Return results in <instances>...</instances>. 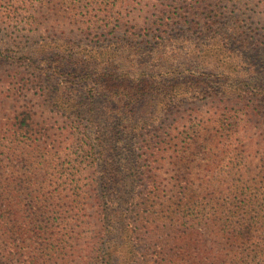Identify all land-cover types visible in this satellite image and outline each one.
I'll return each mask as SVG.
<instances>
[{"label":"rangeland","instance_id":"374dc122","mask_svg":"<svg viewBox=\"0 0 264 264\" xmlns=\"http://www.w3.org/2000/svg\"><path fill=\"white\" fill-rule=\"evenodd\" d=\"M104 66L130 74V83L115 81L122 88L114 90L134 84L145 96L125 107L122 94L110 98L97 87L91 102L78 79ZM187 86L193 98L168 111L163 93L178 96ZM238 92L243 99L236 102ZM263 98L264 0H0V207L7 216L14 152L27 188L17 194L20 219L47 237L32 251L29 240L13 242L0 222V263L107 264L111 257L110 264H131V245L148 260L162 257L170 237L166 202L177 190V168L160 144L169 125L181 141L191 129L226 126L231 134L215 143L206 192H220L228 209L223 221L232 220L231 211L241 214L237 205L261 208ZM111 107L139 128L135 148L147 134V145H155L139 163L140 151L128 142L116 148L121 175L135 166L145 171L131 206L126 184L114 192L97 183L102 157L100 147L91 150L89 133ZM26 117L32 135L17 130ZM212 206L206 195L187 217L179 214L200 230L191 238L201 256L214 238L202 227ZM105 212L114 215L109 234Z\"/></svg>","mask_w":264,"mask_h":264},{"label":"trees","instance_id":"16d2710c","mask_svg":"<svg viewBox=\"0 0 264 264\" xmlns=\"http://www.w3.org/2000/svg\"><path fill=\"white\" fill-rule=\"evenodd\" d=\"M236 54L230 57L238 59L235 57ZM222 58L226 59L227 57L223 54ZM231 58L226 59V61ZM115 68L112 67L109 69L108 66H104L102 72L99 74L86 70V73L79 77L78 81L81 88L84 87L87 99L92 102V99H95L96 96L98 97L99 92H96L97 87L107 92L110 98L113 94H122V97L125 98V102L123 101L125 107H129L137 96H145L143 95L145 88L134 84L123 92L121 89L122 86H119L117 83H130V79L128 78L130 74L122 71V69L120 72L118 70L117 73V69L115 70ZM114 87L121 88L114 90ZM162 97L163 101L166 102V109L169 111L170 106L174 104L178 105L185 100L193 98L192 88L189 86L181 88L180 95L178 96H175L173 93L171 96L163 93ZM234 99V101H240L243 99V96L238 92L235 93ZM107 114L103 122H93L95 125L89 133L92 145L91 150L95 153V149L100 147V151L96 152H99L102 157L100 167L98 166L96 170L97 174L101 172L100 174L102 176L97 183L99 186H104V189H107V191H110L109 188H111L114 192L117 188L120 190L126 184L124 195L127 196L128 194L129 200L125 202V205L131 206L135 197L132 194V191L135 190V182L142 177L141 175L145 171L135 166L129 172L126 171L121 175L119 168L124 163L117 161L118 154L116 148L121 143L128 142L130 150L135 151L134 153L140 151L137 155V162L139 163L143 159V156H147V150L151 149L150 151H152V147H155V145H147L151 140V135L147 134L141 140V142H144L142 146L135 148L134 143L138 141L140 130L137 126L136 128L128 127L126 122L131 120V118L126 117L127 115H124L123 118H117L116 112L112 107L107 110ZM147 116L152 117L155 114L150 113ZM141 120L145 119L142 118ZM171 127L169 125L168 129L163 131L162 142H160L163 145L162 149L165 151V154L171 160V164L177 168L174 185L177 187L175 198L168 199L166 202L167 215L170 220V227H168L170 237L168 236L164 245L166 253H163V256L158 259L148 260L149 258L146 256H139L137 250L131 245L133 249L131 264H147L151 260L155 264H264V201L261 208L249 204L245 206L237 205L239 210L243 209L241 210V214H238L236 211H231L232 220H229L228 215L226 220L223 221L228 209L221 204L222 198L218 197L220 192L217 190H209L206 192L205 189L208 184V178L207 176L205 177V173L210 166L209 164L213 155L212 151L216 147L215 143L219 144L220 139H223L225 136H230V130L224 125L220 129H191L186 132V137L181 141L177 134L176 136L172 134L173 129ZM259 129L261 135H263L264 129L260 126ZM17 130L27 133L26 135H32L34 133L32 120L30 123L29 117L23 118L18 124ZM105 136L106 139H104ZM14 154L13 152L10 160L11 174L8 181L10 190L7 201L9 206L7 205V209H9V212L7 216H4L2 208L0 207V222L2 225H8V232L11 235L9 237L13 242L29 240L30 248L34 251L36 249L34 244L37 245V242H44L47 240V237L46 239L43 238L42 235L44 233H39L29 228L30 224H26L20 219V211L17 209L19 208L20 201H18L17 194L27 190V188L24 186V182L17 176V171L19 170L18 160ZM147 158L149 159V156ZM144 161L146 162V158ZM129 177H131L130 180H128ZM194 183H197L196 188ZM3 192L0 191V197H2ZM206 195L213 205V218L202 227L204 230H210L214 238L208 248L209 254L207 256H201L196 254V248L200 242H196L191 238L194 232L197 235L201 234L200 230L198 232L194 228V225H187L184 221L185 218L180 217L179 214L187 217V212L194 210V207L201 204ZM104 222L109 227V234L110 230L114 228V215L105 212ZM32 258L34 259V257ZM110 260L111 257L109 259L107 258V264H110ZM0 264L3 263L1 262Z\"/></svg>","mask_w":264,"mask_h":264}]
</instances>
